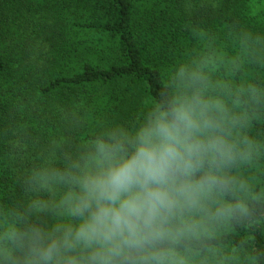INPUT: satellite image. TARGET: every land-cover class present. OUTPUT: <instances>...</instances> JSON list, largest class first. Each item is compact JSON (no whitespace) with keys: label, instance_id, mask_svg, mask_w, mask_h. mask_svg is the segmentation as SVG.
Listing matches in <instances>:
<instances>
[{"label":"clouds","instance_id":"9594fccd","mask_svg":"<svg viewBox=\"0 0 264 264\" xmlns=\"http://www.w3.org/2000/svg\"><path fill=\"white\" fill-rule=\"evenodd\" d=\"M261 73L264 35L193 27L133 125L64 112L0 203V264H264Z\"/></svg>","mask_w":264,"mask_h":264},{"label":"trees","instance_id":"16d2710c","mask_svg":"<svg viewBox=\"0 0 264 264\" xmlns=\"http://www.w3.org/2000/svg\"><path fill=\"white\" fill-rule=\"evenodd\" d=\"M30 11L21 34L36 27L35 35L3 39ZM193 27L264 35V0H0V203L23 201L21 178L50 139L66 134L64 112L86 113L90 128L133 125L183 58ZM15 138L28 160L14 156ZM257 241L264 246V233Z\"/></svg>","mask_w":264,"mask_h":264},{"label":"rangeland","instance_id":"374dc122","mask_svg":"<svg viewBox=\"0 0 264 264\" xmlns=\"http://www.w3.org/2000/svg\"><path fill=\"white\" fill-rule=\"evenodd\" d=\"M188 6V5H187ZM25 13H27V12H25ZM24 13V14H25ZM17 19L15 18V21H16ZM31 20V11L26 15V19L25 20H23L22 21V24L19 26V27H17V32L18 33H15V32H13V31H11L10 33H5L4 35H3V39L4 38H7V40H9V41H11L12 39H14V38H18L19 36H21V35H26V33L27 32H25V33H22L21 34V31L23 30L22 29V25L24 24V23H28L29 21ZM35 33H36V27H34L30 32H28L27 34L28 35H31L32 37L35 35ZM36 47V46H35ZM33 54H32V56L35 58V59H38V56L42 53V49H41V47H39V45L33 50V52H32ZM12 143H14V145L15 146H20V151H18V152H15V154H14V156H21V157H23V155L26 157V159L27 158H29L31 155L29 154V152H27L26 150L28 149V147L26 146L25 147V144L23 145V142H20V140L18 139V138H15V139H13L12 140ZM13 154V152L11 153V155ZM13 157V156H12ZM14 158V157H13ZM28 160V159H27Z\"/></svg>","mask_w":264,"mask_h":264}]
</instances>
